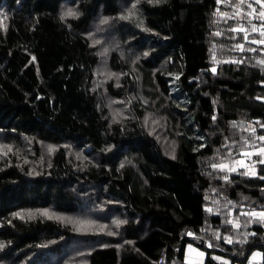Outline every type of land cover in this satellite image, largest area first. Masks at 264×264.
Wrapping results in <instances>:
<instances>
[{"label": "trees", "instance_id": "trees-1", "mask_svg": "<svg viewBox=\"0 0 264 264\" xmlns=\"http://www.w3.org/2000/svg\"><path fill=\"white\" fill-rule=\"evenodd\" d=\"M260 11L0 0V264H235L264 250V157L236 164L264 145V44L229 31L264 38ZM190 244L201 261H185Z\"/></svg>", "mask_w": 264, "mask_h": 264}, {"label": "snow or ice", "instance_id": "snow-or-ice-1", "mask_svg": "<svg viewBox=\"0 0 264 264\" xmlns=\"http://www.w3.org/2000/svg\"><path fill=\"white\" fill-rule=\"evenodd\" d=\"M255 3L257 4H261L262 7H264V3H262V0H255ZM239 4L243 5L244 4V0H239ZM249 8H251V4L248 5ZM256 10L253 9L252 12H248L245 13L244 16L242 18H247L248 16H252L253 13ZM76 15L74 12L69 11L65 13V16H74ZM222 16L226 17L227 19H236V18H241V12L238 10L236 11L232 16H228L227 13H221ZM63 18V17H62ZM256 19H261L264 20V11H260L259 14L255 17ZM106 22V21H104ZM249 23L251 24V21L249 20ZM229 31L231 32H236V33H244L243 39L245 41H248L250 43H259V44H264V38L259 39V40H251L249 41V36H248V29H246L242 24L238 25L237 27L234 28H230ZM251 32H259L261 37H264V25H262L260 28H257L256 25L252 24L251 26ZM217 35H220V33H217ZM235 38V37H233ZM235 48L240 50V51H244V45L243 44H237L235 45ZM254 49H248V51H253ZM260 63H264V61H260ZM213 71H215V69H213ZM252 131L254 132L255 129H252ZM260 140L264 141V136L259 137ZM261 153L264 154V149H261ZM243 155H248V153H243ZM261 163H264V161H261ZM213 167H218L221 170H230V171H235V168H231L229 169L228 165L225 163H221L218 165H213ZM254 174V173H253ZM264 178V177H262ZM44 215H47V213H43ZM250 215H257L256 213H250ZM259 215L261 217H264V212L259 213ZM219 238V237H218ZM229 243H231V239L229 238L228 241Z\"/></svg>", "mask_w": 264, "mask_h": 264}, {"label": "rangeland", "instance_id": "rangeland-1", "mask_svg": "<svg viewBox=\"0 0 264 264\" xmlns=\"http://www.w3.org/2000/svg\"><path fill=\"white\" fill-rule=\"evenodd\" d=\"M106 48H107V45L101 47V55H102V57L105 54V52L103 50H105ZM104 64L105 63H101V60H100L99 65H98L99 71H102V72L109 71V68L107 66L108 63H107V65H104ZM261 149H264V145H261L259 147H256V148H253V149H250V150H247V151H244L243 153H248V155H243L242 154L241 157H239L237 159L236 164L238 166H240V167H243L245 170H247L249 172H253L254 171V166H253L252 156L256 152L261 153ZM262 156L264 157V154H262ZM202 256H203L202 252L200 250H197V248L195 246L190 244L188 246L186 254H185V261L188 262V263L201 261L202 260ZM248 258L250 260L264 259V250L255 249V250L251 251V253L249 254Z\"/></svg>", "mask_w": 264, "mask_h": 264}, {"label": "built area", "instance_id": "built-area-1", "mask_svg": "<svg viewBox=\"0 0 264 264\" xmlns=\"http://www.w3.org/2000/svg\"><path fill=\"white\" fill-rule=\"evenodd\" d=\"M235 264H264V259H260V260L247 259L245 262H237Z\"/></svg>", "mask_w": 264, "mask_h": 264}, {"label": "water", "instance_id": "water-1", "mask_svg": "<svg viewBox=\"0 0 264 264\" xmlns=\"http://www.w3.org/2000/svg\"><path fill=\"white\" fill-rule=\"evenodd\" d=\"M186 236H187V237H190V238H191V237H194V235H193L191 232L187 233ZM202 242H205V243L208 244V242L205 241V240H202V239H198V240H197V244H198V245H201ZM157 264H163V263L159 262V263H157Z\"/></svg>", "mask_w": 264, "mask_h": 264}, {"label": "crops", "instance_id": "crops-1", "mask_svg": "<svg viewBox=\"0 0 264 264\" xmlns=\"http://www.w3.org/2000/svg\"><path fill=\"white\" fill-rule=\"evenodd\" d=\"M188 248V247H187ZM249 259V258H248Z\"/></svg>", "mask_w": 264, "mask_h": 264}]
</instances>
